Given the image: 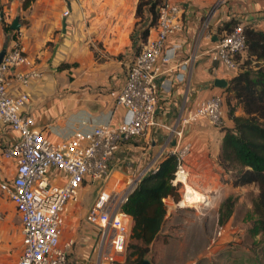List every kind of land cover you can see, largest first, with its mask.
<instances>
[{
    "label": "crops",
    "instance_id": "obj_1",
    "mask_svg": "<svg viewBox=\"0 0 264 264\" xmlns=\"http://www.w3.org/2000/svg\"><path fill=\"white\" fill-rule=\"evenodd\" d=\"M137 3L138 0H0L4 14L0 51L5 46L8 51L20 42L32 62L7 73L8 91L16 96L29 95L22 114L32 116L35 127L45 137L58 142L77 130L91 131L101 124L117 126L123 121L127 109L117 103V98L129 65L145 44L140 35L144 21L135 24ZM182 6L183 28L165 42V48L180 46L170 61L157 63L160 70L154 124L144 134L122 141L109 159V191L121 193L133 178L156 170L177 144L192 146L185 167L193 178L205 176L217 182L222 173L229 175L218 160L224 136L222 125L214 126L205 118L183 125L182 119L199 101L226 93L227 87L215 81L223 78L229 85L236 70L213 60L212 48L228 22L264 30V0H187ZM65 10L69 11L67 15ZM208 14L211 37L198 38L201 21ZM15 18L19 29L12 28ZM155 34L153 26L147 40ZM190 56L193 60L182 68ZM31 67L38 75L30 76L27 83L16 78L15 72H26ZM242 112L239 107L236 114ZM223 125H231L227 108ZM176 130H182L181 137ZM19 138L18 131L0 122V184L10 187L17 162L4 152ZM48 174L54 185L66 182L67 175L56 167H51ZM97 193V187L84 184L79 201L70 204L65 212L62 240H74L69 252L72 264H107L100 259L99 232L86 221ZM87 194H91L92 201L85 205L82 200ZM128 222L131 225V216ZM22 248L20 216L9 191L0 185V264H16Z\"/></svg>",
    "mask_w": 264,
    "mask_h": 264
},
{
    "label": "built area",
    "instance_id": "obj_2",
    "mask_svg": "<svg viewBox=\"0 0 264 264\" xmlns=\"http://www.w3.org/2000/svg\"><path fill=\"white\" fill-rule=\"evenodd\" d=\"M187 0H164L158 9L156 34L149 38L129 65L127 79L117 103L127 109L123 121L117 126L101 124L91 131H75L68 138L52 141L35 127L32 116L22 114V108L29 102V95H12L8 91L7 73L21 65H30L24 46L19 42L6 52L0 62V122L20 133V138L4 152L8 158L17 162L12 187L0 184L9 191L21 219L23 248L16 264H72L69 252L74 244L72 238L62 240L65 212L70 204L80 199L81 190L86 185L98 189L97 196L86 214L87 223L96 227L100 235V259L110 264H121L119 258L125 257L131 225L122 204L132 189L141 180L133 178L129 186L120 192L107 189L108 161L119 148L122 141L135 135L144 134L154 124L157 103V74L159 60L170 61L180 44L165 48L169 35L183 28L182 4ZM68 10L64 14L67 15ZM210 14L199 26L198 38L209 34ZM3 7L0 4V28L3 24ZM247 48L244 25L236 24L230 31L217 37L212 48L213 60L224 62L229 68L237 70V54ZM187 58L182 68H187L193 60ZM38 71L30 68L26 72H15L23 83L28 82ZM225 93L214 94L199 101L182 119L188 124L198 119H207L212 125L224 123ZM179 137L182 130H176ZM191 144H177L172 150L178 166L172 183L181 182L180 174L188 178L185 167ZM56 167L67 175L66 182L54 185L49 177V169ZM153 170L152 172H155ZM180 205V204H179ZM112 262V263H111Z\"/></svg>",
    "mask_w": 264,
    "mask_h": 264
},
{
    "label": "trees",
    "instance_id": "obj_3",
    "mask_svg": "<svg viewBox=\"0 0 264 264\" xmlns=\"http://www.w3.org/2000/svg\"><path fill=\"white\" fill-rule=\"evenodd\" d=\"M164 0H138L136 25L144 21L140 35L146 43L151 27L157 24L158 9ZM236 24L223 25L222 31H230ZM247 48L237 54L239 67L225 89V104L231 125H222L224 131L218 160L229 173L233 186L254 184L258 193L254 212L258 215L256 228L264 236V30L244 25ZM241 107L243 112L236 114ZM178 162L174 154H168L155 172L137 183L121 206L132 217L129 242L122 264H140L149 251L161 247V228L167 214L168 199L179 200L177 183L174 185ZM235 199L228 195L220 206L221 222L228 221L234 213ZM164 244V243H163ZM154 262V258L150 257Z\"/></svg>",
    "mask_w": 264,
    "mask_h": 264
},
{
    "label": "rangeland",
    "instance_id": "obj_4",
    "mask_svg": "<svg viewBox=\"0 0 264 264\" xmlns=\"http://www.w3.org/2000/svg\"><path fill=\"white\" fill-rule=\"evenodd\" d=\"M222 174L217 182L189 174L188 182L209 199L186 206L179 205L185 193V184L179 182V200L165 199L167 214L160 231L161 242H165L146 258L153 257L154 264H264V236L256 228L254 212L258 188L254 184L233 186V177ZM228 195L235 199L234 213L223 223L219 210ZM91 201L87 194L82 203Z\"/></svg>",
    "mask_w": 264,
    "mask_h": 264
},
{
    "label": "bare ground",
    "instance_id": "obj_5",
    "mask_svg": "<svg viewBox=\"0 0 264 264\" xmlns=\"http://www.w3.org/2000/svg\"><path fill=\"white\" fill-rule=\"evenodd\" d=\"M180 180H182L185 184V193L184 198L181 200L182 206H186L187 202L193 203H199V201H205L209 199L208 195H205L203 192L199 191L195 186H193L191 183L188 182L187 178L180 174ZM207 202V201H206Z\"/></svg>",
    "mask_w": 264,
    "mask_h": 264
},
{
    "label": "water",
    "instance_id": "obj_6",
    "mask_svg": "<svg viewBox=\"0 0 264 264\" xmlns=\"http://www.w3.org/2000/svg\"><path fill=\"white\" fill-rule=\"evenodd\" d=\"M12 28L19 29L18 18H15L12 24ZM7 52L6 46L0 51V62L3 60L4 55ZM215 83L221 87H227L228 82L226 79L217 78ZM140 264H154L150 259L145 258Z\"/></svg>",
    "mask_w": 264,
    "mask_h": 264
}]
</instances>
